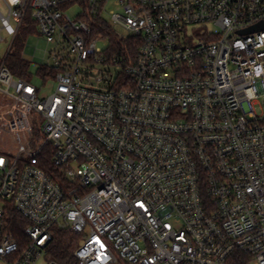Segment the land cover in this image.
I'll return each instance as SVG.
<instances>
[{"label": "built area", "instance_id": "built-area-1", "mask_svg": "<svg viewBox=\"0 0 264 264\" xmlns=\"http://www.w3.org/2000/svg\"><path fill=\"white\" fill-rule=\"evenodd\" d=\"M2 1L8 35L30 14L57 49L45 99L0 58V264H38L55 227L76 264H264V29L241 34L264 0ZM99 17L134 62L97 48Z\"/></svg>", "mask_w": 264, "mask_h": 264}, {"label": "trees", "instance_id": "trees-1", "mask_svg": "<svg viewBox=\"0 0 264 264\" xmlns=\"http://www.w3.org/2000/svg\"><path fill=\"white\" fill-rule=\"evenodd\" d=\"M86 20L88 22L91 21L89 18H86ZM24 23L34 26L36 22L28 14ZM93 36H101L110 40V47L105 52L108 59L118 58L126 62H134L136 60L141 45L140 39L130 35H122L108 20L99 17V25H94ZM6 65L16 77L31 80L29 75L30 63L19 52H12L11 49L6 59ZM38 74L43 78L47 75H53V71L50 67L41 66ZM11 221L10 232L14 239L23 245L27 241L24 231L28 227L29 222L17 212L12 214ZM81 240L82 237L80 235L69 229L53 228L52 241L46 249L47 258L57 264H76L74 253Z\"/></svg>", "mask_w": 264, "mask_h": 264}, {"label": "rangeland", "instance_id": "rangeland-1", "mask_svg": "<svg viewBox=\"0 0 264 264\" xmlns=\"http://www.w3.org/2000/svg\"><path fill=\"white\" fill-rule=\"evenodd\" d=\"M116 7L113 3L110 4L108 10H114ZM0 11L3 16H8V10L3 2L0 0ZM76 9L71 8L68 10L70 16L74 18L77 14ZM109 23L113 25L110 17H107ZM13 25L14 22L12 23ZM35 25H27L24 23L20 29V32L16 39L14 37L8 35L2 29V22L0 20V36L2 41L0 42V58L5 59L9 50L12 49V52H19L21 56H23L29 63V75L31 76L32 83L39 89V97L41 99H45L50 96L56 87L55 80H47L45 81L39 74L38 70L44 63H51V53L55 52L57 47L55 43H48L41 35L39 31V27L36 23ZM122 35H128L124 30L119 29L115 26ZM216 28H212L214 31ZM39 35V37L37 36ZM97 48L102 51H106L110 47L109 39H100L98 38ZM111 70L112 73H115L118 68L110 67L109 65H101L94 64L92 69L93 76L100 75L101 73ZM90 230H86V234L88 235ZM51 260L47 258V254H45L39 261L38 264H49ZM52 262V261H51Z\"/></svg>", "mask_w": 264, "mask_h": 264}, {"label": "water", "instance_id": "water-1", "mask_svg": "<svg viewBox=\"0 0 264 264\" xmlns=\"http://www.w3.org/2000/svg\"><path fill=\"white\" fill-rule=\"evenodd\" d=\"M264 29V24L263 23H260L256 26H253L247 30H244L241 32V34H249V33H253V32H256V31H259V30H262Z\"/></svg>", "mask_w": 264, "mask_h": 264}, {"label": "crops", "instance_id": "crops-1", "mask_svg": "<svg viewBox=\"0 0 264 264\" xmlns=\"http://www.w3.org/2000/svg\"><path fill=\"white\" fill-rule=\"evenodd\" d=\"M2 1V0H1ZM3 2V1H2ZM3 4H4V2H3Z\"/></svg>", "mask_w": 264, "mask_h": 264}]
</instances>
